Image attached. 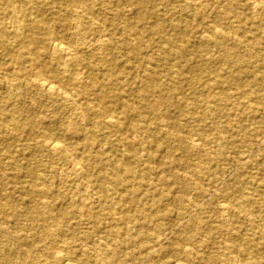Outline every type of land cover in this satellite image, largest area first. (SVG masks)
Listing matches in <instances>:
<instances>
[{"label": "bare ground", "instance_id": "6f19581e", "mask_svg": "<svg viewBox=\"0 0 264 264\" xmlns=\"http://www.w3.org/2000/svg\"><path fill=\"white\" fill-rule=\"evenodd\" d=\"M215 61L230 71L211 66ZM3 84L0 255L12 257L9 264H202L200 246L213 248L218 239L237 253L230 264H264L259 172L239 174L234 194L217 207L221 225L191 221L182 236L188 244L174 250L183 259H164L165 217L154 211L171 202L183 211L198 206L204 190L190 191L188 175L168 178L183 154L198 156L209 176L220 164H259L250 157L264 137L247 122L264 124V0H0ZM24 89L35 91L31 107ZM36 109L42 112L25 116ZM61 109L69 110L63 126L55 113ZM161 135L177 142L182 156L164 152ZM208 146L214 151L203 154ZM44 151L85 178L70 212L61 211L53 172L21 163L20 152L32 159ZM179 182L176 193L171 185ZM43 197L50 200L39 202ZM74 210L80 219L71 223ZM27 219L56 249L52 262L34 248L35 225L27 228Z\"/></svg>", "mask_w": 264, "mask_h": 264}, {"label": "rangeland", "instance_id": "374dc122", "mask_svg": "<svg viewBox=\"0 0 264 264\" xmlns=\"http://www.w3.org/2000/svg\"><path fill=\"white\" fill-rule=\"evenodd\" d=\"M261 33V29L259 30ZM205 49V48H202ZM210 50V52L214 55V48L209 47L206 48ZM95 53L96 57H102L104 54V51L102 50H93ZM214 68L218 69L221 68L224 72L227 69L226 66H223L219 61L212 62V65ZM230 71V69H227V72ZM24 98H25V103L28 107H31V102L34 97V92L33 90H27L24 89ZM6 92L5 85L3 84L0 87V94H4ZM189 92H187L188 94ZM191 94L186 95V97H190ZM43 105V110H51L52 108L48 106V101L47 99H44L43 102L41 103ZM36 112L26 114L25 116H34L37 113L40 114L42 112L41 109H36ZM51 111H47L48 115L51 116L53 113ZM57 117L59 118V126H63L64 124L67 123L68 117H69V110H58L57 112ZM51 114V115H50ZM242 115V113H239ZM240 117V116H239ZM249 125V128L251 130L259 132L258 134L260 136L264 137V124L262 123V120L259 118L257 120H252L247 122ZM58 126V127H59ZM80 128H84L83 126L80 125ZM59 132L57 131V134ZM234 133V132H233ZM229 136V134H226ZM63 136V135H62ZM194 137V136H193ZM197 138V137H196ZM159 146L161 149L165 150L169 149L174 153L177 158L182 156L181 151L178 150V143H172L171 141L167 140L165 137L162 135L159 136ZM214 147L213 146H208L205 148V153L213 152ZM168 154H163L162 160L166 161ZM21 163H26V162H31V163H38L41 165V168H46L47 171L53 172V177H52V184L54 187V190L56 193L61 195V198H63V204H61V211L62 212H70L73 210V198L75 199L74 201L80 203V198L76 197V189L79 187L83 182H85V178L83 176H79L76 174H73L70 172L67 168V165L60 159L59 156H52L50 155L47 151L44 152H37L34 154V156L31 158L25 157L22 155V153H19ZM39 156V158H36ZM185 159L187 161V164H183L182 159ZM258 159L259 164L255 165L254 167H251L249 170H246L245 167L242 166H237V165H229L225 167L224 165L220 164L218 168L213 169V173H215V176H209V172L202 170L200 166H197L198 162V156L192 155L188 156L183 154L182 159L179 162H176V164L172 165L169 168V179H173L174 175L176 173H181V174H186L189 176V182L192 184L191 190H193V193L195 195L199 194L200 192L203 191V195L199 198L196 199L197 205L195 207H192L188 210H181V205L179 202H171L169 205H164L161 204L160 207L157 209L155 208V212L162 217H165L164 219V234L162 237V240L159 242V247L163 248L164 251H166L164 259L174 262L177 261L178 259H183L181 256L182 253L178 251H174L176 248H184L188 243L186 241H182V236H186L189 234V229L190 226L192 225V220H195L196 218L198 219L197 221L200 222V225L202 227H206L208 224H214V225H221L222 221L224 220L222 218V215L218 212L217 207L221 204L224 203V197L225 196H232L234 194V186L238 183L239 179H242L239 177V174H243L244 178L246 179L247 177H251L255 173L259 172L262 176H264V146L256 145L254 146V152L251 154L250 159ZM35 159V160H33ZM40 168V169H41ZM171 187L173 188V191L178 193L180 191V187L182 188V182H179L177 184H172ZM18 194H15V199H19ZM85 200L87 201H92V196L91 194H88L86 196ZM49 197H43L39 199V202L42 201H49ZM61 200V199H60ZM230 201V200H229ZM21 201H19L20 203ZM77 203V204H78ZM216 208V210H215ZM169 209V210H167ZM76 210V209H75ZM74 210V212H75ZM181 212V214L178 216H173L172 218L169 217L171 214H177ZM79 214L76 212L75 213H70L69 214V220L71 223H76L79 221ZM192 221V222H191ZM196 221V222H197ZM190 223V224H189ZM27 228H31L34 226V229L31 231V240L35 244L34 248H39L40 250L45 249L44 253L48 254L49 261H53V253L54 250L53 248L51 249L50 247V241L45 239L42 236L43 228L35 222H32L27 219L25 222ZM189 224V226H188ZM66 229V226L63 228ZM63 236L66 237L68 236V232H62ZM2 238H0V243ZM230 246V244H228ZM4 246L2 243L0 244V248H3ZM231 247V246H230ZM213 248H218L222 252H224L226 259L219 258L218 256L214 255V249ZM203 245L200 246L199 250L203 254L204 259L202 264H230V260H232L234 257L237 256V253L234 252L231 248L227 247V242H225L224 239H218L216 245L214 247ZM2 250V249H1ZM177 250V249H176ZM79 253L78 259L80 261H85L86 256L84 254H81V252L77 251ZM12 261V257L7 256V255H0V263L4 264H9ZM48 261V262H49ZM49 262V263H50ZM200 262H189L188 264H199Z\"/></svg>", "mask_w": 264, "mask_h": 264}]
</instances>
